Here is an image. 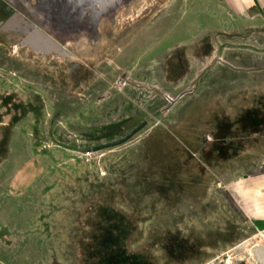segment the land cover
<instances>
[{
  "label": "rangeland",
  "instance_id": "374dc122",
  "mask_svg": "<svg viewBox=\"0 0 264 264\" xmlns=\"http://www.w3.org/2000/svg\"><path fill=\"white\" fill-rule=\"evenodd\" d=\"M7 1L70 56L0 32V260L264 264L228 195L264 182V0H123L96 35Z\"/></svg>",
  "mask_w": 264,
  "mask_h": 264
},
{
  "label": "water",
  "instance_id": "95a60500",
  "mask_svg": "<svg viewBox=\"0 0 264 264\" xmlns=\"http://www.w3.org/2000/svg\"><path fill=\"white\" fill-rule=\"evenodd\" d=\"M85 2L89 1L101 6L114 4L110 12L97 11L95 14L97 18L106 16L109 19L115 17L118 7L122 4L123 0H80ZM0 32L5 35L13 37L19 41L21 45L28 46L41 55L55 53L59 56H70V53L65 47L56 40L52 35L47 33L40 26L36 25L30 19L25 17L20 11L14 10L10 4L5 0H0ZM147 121H143L129 131L126 135L113 141L96 145L92 149L94 151L100 150L105 147L121 144L130 139L136 132H138ZM254 225L258 231L264 230V218H257L253 220Z\"/></svg>",
  "mask_w": 264,
  "mask_h": 264
},
{
  "label": "flooded vegetation",
  "instance_id": "af4514ba",
  "mask_svg": "<svg viewBox=\"0 0 264 264\" xmlns=\"http://www.w3.org/2000/svg\"><path fill=\"white\" fill-rule=\"evenodd\" d=\"M5 1L12 5L7 0ZM26 1L28 2L29 0H25V2ZM113 6L114 4H108L103 7L89 1L84 4V2L80 0H36V4L31 7V9L33 13H41L43 16V23H46L54 29L59 28L67 33L82 32L87 35H96L100 18L103 16L97 18L95 14L98 10L105 13L110 12ZM30 20L37 24L34 20ZM13 41L17 42V40ZM65 43L68 44V42Z\"/></svg>",
  "mask_w": 264,
  "mask_h": 264
},
{
  "label": "crops",
  "instance_id": "0c3cea01",
  "mask_svg": "<svg viewBox=\"0 0 264 264\" xmlns=\"http://www.w3.org/2000/svg\"><path fill=\"white\" fill-rule=\"evenodd\" d=\"M254 176L255 175L250 174L245 176L244 178L246 180H253ZM260 182V184H253L249 189V193L244 190L243 186H241L236 179H232V185L228 187V195L230 196V198L234 199V202L232 203L234 205L236 204L240 206L241 211L245 212V214H247L248 217H250L252 220L257 218H264V195H259L257 192L258 189L260 192L264 193V182ZM235 199L238 201L235 202ZM0 264L6 263L0 260Z\"/></svg>",
  "mask_w": 264,
  "mask_h": 264
},
{
  "label": "built area",
  "instance_id": "2783aa9c",
  "mask_svg": "<svg viewBox=\"0 0 264 264\" xmlns=\"http://www.w3.org/2000/svg\"><path fill=\"white\" fill-rule=\"evenodd\" d=\"M260 233H264V230L263 231H259Z\"/></svg>",
  "mask_w": 264,
  "mask_h": 264
},
{
  "label": "trees",
  "instance_id": "16d2710c",
  "mask_svg": "<svg viewBox=\"0 0 264 264\" xmlns=\"http://www.w3.org/2000/svg\"><path fill=\"white\" fill-rule=\"evenodd\" d=\"M115 260H116V259H114V260L112 261V263L115 262Z\"/></svg>",
  "mask_w": 264,
  "mask_h": 264
}]
</instances>
